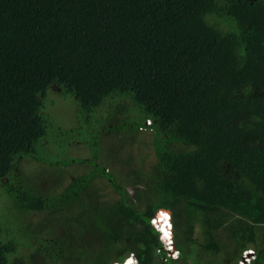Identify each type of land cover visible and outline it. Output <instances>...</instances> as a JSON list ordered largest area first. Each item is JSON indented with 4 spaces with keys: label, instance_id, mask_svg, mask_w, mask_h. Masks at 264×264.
<instances>
[{
    "label": "trees",
    "instance_id": "obj_1",
    "mask_svg": "<svg viewBox=\"0 0 264 264\" xmlns=\"http://www.w3.org/2000/svg\"><path fill=\"white\" fill-rule=\"evenodd\" d=\"M53 85L74 96L84 122L109 97L132 98L146 125L139 130L152 133L157 163L150 176L133 169V195L110 177L118 198L97 202L86 193L99 175L91 172L57 197L86 206L74 221L98 234L93 264L123 262L131 253L137 264H188L180 259L191 253L224 252L217 239L223 229L235 264L251 244L257 255L249 264H260L264 0H0V180L20 158L35 156L46 134L43 99ZM176 142L194 149L175 151ZM8 179L4 186L21 211H64ZM160 208L167 222L173 212L178 259L167 255L151 224ZM198 223L203 240L195 236ZM17 251L1 226L0 264H20L8 257Z\"/></svg>",
    "mask_w": 264,
    "mask_h": 264
},
{
    "label": "rangeland",
    "instance_id": "obj_2",
    "mask_svg": "<svg viewBox=\"0 0 264 264\" xmlns=\"http://www.w3.org/2000/svg\"><path fill=\"white\" fill-rule=\"evenodd\" d=\"M43 101L46 134L36 143L35 156L20 158L16 169L0 180V227L7 241L18 246V251L8 257L11 263L19 258L20 264H53L47 251L51 250L58 256L59 264H63L65 256L62 252L69 249L66 258L69 262L66 264H93L95 254L101 249L100 242L96 240L98 234L83 229L82 220L74 221V217L82 213L86 206L81 203L64 205L67 196L64 195L60 200L57 197L74 178L91 172H98L99 175L86 189V193L98 197L97 202H112L118 198L110 177H114L121 187L133 195L136 177L133 169L150 176L152 167L157 163L152 133L149 128L139 130L138 124L146 126L142 110L132 98L126 96L115 94L109 97L86 122L74 96L65 95L59 87L51 86ZM171 148L185 152L193 150L194 146L176 142ZM8 178L12 179L9 186L36 193L52 201L56 207L62 205L64 211L57 214L50 210L21 211L13 201L16 193L10 194L4 186L9 183ZM142 183L143 187L147 185L145 181ZM67 218L69 222H65ZM31 230L40 232L32 235ZM195 236L203 240L199 223L195 227ZM227 236L226 229L217 235L224 252L209 254L199 251L197 254L200 257L191 253L180 260L188 264H235L234 253L231 252L233 248ZM52 242L56 245L55 249ZM76 252L81 254L80 258ZM167 255L170 256V253ZM260 264H264V259Z\"/></svg>",
    "mask_w": 264,
    "mask_h": 264
},
{
    "label": "built area",
    "instance_id": "obj_3",
    "mask_svg": "<svg viewBox=\"0 0 264 264\" xmlns=\"http://www.w3.org/2000/svg\"><path fill=\"white\" fill-rule=\"evenodd\" d=\"M172 215H173V213H172ZM157 215L153 218V222L155 223V225H159L158 223H159V221H158V223H157ZM171 222H172V227H171V229H172V237H171V244L169 245V242H167V241H165V239H162L163 240V242H164V246H165V248H166V250H168V252L170 253V256L173 258V259H178V257H179V251H177V253L176 254H173V252L176 250V249H171V246H173L174 247V232H173V216L171 217ZM162 233H161V237H162ZM163 238V237H162ZM174 250V251H173ZM172 253V254H171ZM250 255H252L251 257H250ZM255 256H256V251L254 250V249H251V248H248L246 251H244V253H243V256H242V259L240 260V262L238 263V264H242L243 262H245V264H249L251 261H252V259L253 258H255ZM133 259V257H132V255H130V257H128V258H126L125 260L127 261L128 259ZM136 260V259H135ZM136 262V261H135ZM115 264H117V263H115ZM133 264H134V259H133ZM172 264H179V262H175V263H172Z\"/></svg>",
    "mask_w": 264,
    "mask_h": 264
},
{
    "label": "bare ground",
    "instance_id": "obj_4",
    "mask_svg": "<svg viewBox=\"0 0 264 264\" xmlns=\"http://www.w3.org/2000/svg\"><path fill=\"white\" fill-rule=\"evenodd\" d=\"M163 211H164V208L161 209L159 215L157 216V220L160 219V218L162 217ZM171 217H172V214H171ZM157 223H158V221H157ZM167 223L172 224L171 220H170V222H167ZM159 227H160V229H161V233L163 234V235H162V237H163L162 239H165V241L169 242V239H168V237H166V236L164 235V232H165V231H170V232H171V237H172V229H168L166 223H161V224L159 225ZM172 238H173V237H172ZM171 241H172V240H171ZM174 243H175V242H174ZM170 244H171V242H169V245H170ZM171 249H177V248L171 246ZM173 251H174V250H173ZM176 253H177V251L175 250V251L173 252V254H176ZM129 262H131V264H133V259L130 258V259H128L127 261L124 260L123 262H121V263L118 262L117 264H129ZM179 264H181V263H179ZM242 264H245V262H243Z\"/></svg>",
    "mask_w": 264,
    "mask_h": 264
},
{
    "label": "clouds",
    "instance_id": "obj_5",
    "mask_svg": "<svg viewBox=\"0 0 264 264\" xmlns=\"http://www.w3.org/2000/svg\"><path fill=\"white\" fill-rule=\"evenodd\" d=\"M148 123H149V121H148ZM162 208H160L159 210H158V212L161 210ZM169 211H171V210H169ZM158 212H157V214H158ZM173 213V212H172ZM156 214V215H157ZM154 218V217H153ZM153 218L151 219V224L155 227V229L156 230H158L159 231V238L162 240V237H161V229H160V227H159V225L157 226V225H155V223L153 222ZM163 241V240H162ZM164 244V243H163ZM174 247H175V245H174ZM176 248V247H175ZM176 251H178L177 249H176ZM128 257H130V256H128ZM127 257V258H128ZM132 257H133V259H134V264H137V259H136V257L134 256V255H132ZM136 259V260H135ZM136 261V262H135ZM115 263H118V262H115ZM114 263V264H115ZM121 263V262H120ZM182 264V263H181Z\"/></svg>",
    "mask_w": 264,
    "mask_h": 264
},
{
    "label": "snow or ice",
    "instance_id": "obj_6",
    "mask_svg": "<svg viewBox=\"0 0 264 264\" xmlns=\"http://www.w3.org/2000/svg\"><path fill=\"white\" fill-rule=\"evenodd\" d=\"M162 218L164 219L165 223L167 224V228H168V229H171L172 225H171L170 223H167V221H168V217H167L166 215L162 214ZM164 235H165L166 237H168L169 242H171V232H170V231H165V232H164ZM129 264H131V262H129Z\"/></svg>",
    "mask_w": 264,
    "mask_h": 264
},
{
    "label": "crops",
    "instance_id": "obj_7",
    "mask_svg": "<svg viewBox=\"0 0 264 264\" xmlns=\"http://www.w3.org/2000/svg\"><path fill=\"white\" fill-rule=\"evenodd\" d=\"M249 248L254 249L255 251H257L256 247L254 245H252V244L249 246ZM252 260L254 261L255 259L253 258Z\"/></svg>",
    "mask_w": 264,
    "mask_h": 264
}]
</instances>
